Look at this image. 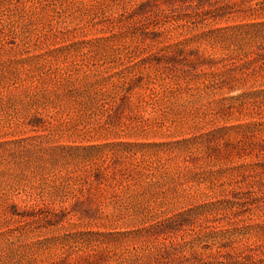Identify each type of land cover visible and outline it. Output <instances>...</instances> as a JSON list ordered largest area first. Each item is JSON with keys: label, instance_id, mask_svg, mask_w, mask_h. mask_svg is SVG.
I'll return each mask as SVG.
<instances>
[{"label": "rangeland", "instance_id": "obj_1", "mask_svg": "<svg viewBox=\"0 0 264 264\" xmlns=\"http://www.w3.org/2000/svg\"><path fill=\"white\" fill-rule=\"evenodd\" d=\"M0 264H264V0H0Z\"/></svg>", "mask_w": 264, "mask_h": 264}]
</instances>
